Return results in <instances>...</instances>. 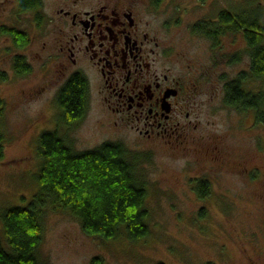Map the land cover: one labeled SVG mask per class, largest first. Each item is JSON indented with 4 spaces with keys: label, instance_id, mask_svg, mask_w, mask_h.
Returning <instances> with one entry per match:
<instances>
[{
    "label": "rangeland",
    "instance_id": "1",
    "mask_svg": "<svg viewBox=\"0 0 264 264\" xmlns=\"http://www.w3.org/2000/svg\"><path fill=\"white\" fill-rule=\"evenodd\" d=\"M145 1L150 19L160 25L162 35L175 50L173 66L192 65L188 77H200L199 100L204 108L202 129L215 123L216 128L231 134L227 166L231 170L228 173L236 172L240 158H257L255 149L249 145V136L261 133L264 137V126L255 123L252 113L244 114L224 102L225 83L235 78L237 71L250 68L247 42L243 37L235 43L225 39V50L232 52L240 48L243 52L240 59L244 62L232 64L225 56L219 60L222 65H214L205 40L193 34L192 29L202 16L215 17L222 8L236 4L240 9H247L249 2L253 11L258 10V20L264 25V0ZM59 3L60 0H43L38 11L21 12L17 0H0V73L7 76V80L0 81L4 104L0 115L4 150L0 162L2 240L3 211L12 206L27 205L37 192L39 135L44 130L57 128L68 136L75 151L94 149L109 141L126 146L129 154L134 156L135 175L148 188L146 207L150 213V233L139 241L127 238L125 231L113 241L104 240L84 231L72 214L61 208H49L38 252L46 264H91L95 256L102 258L105 264H252L253 258V264H264V253L258 254L256 262L255 249L244 238H239V232L249 235L256 231L262 249L264 184L261 181L244 187L241 178L229 174L221 178L220 205L215 203L207 207L192 190L195 183L191 178L201 171L200 163L192 160L199 159L200 152L187 155L171 151L164 145L140 146L145 144L137 141L136 133L117 128L93 93L91 105L81 121L68 128L59 125L61 117L56 93L64 78L61 80L53 63L48 61L57 42L53 16ZM8 27L21 35H15V39L12 33L2 32ZM21 38L28 42L26 46H18L15 42ZM44 43L48 44L46 50L42 48ZM20 54L30 64L31 71L27 75L20 76L14 69L13 58ZM261 82L249 80L247 87L252 91L259 90L263 86Z\"/></svg>",
    "mask_w": 264,
    "mask_h": 264
},
{
    "label": "flooded vegetation",
    "instance_id": "2",
    "mask_svg": "<svg viewBox=\"0 0 264 264\" xmlns=\"http://www.w3.org/2000/svg\"><path fill=\"white\" fill-rule=\"evenodd\" d=\"M59 4L53 16L57 42L48 61L53 63L61 80L64 78L63 82L74 73L86 78L90 85L89 107L93 93L116 127L136 133L137 141L145 145L138 144L144 148L164 145L187 155L199 151L200 158L192 162L200 163L201 171L191 178L195 183L192 190L197 193L198 186L204 187L203 201L207 207L220 205L221 178L229 174L241 178L244 187L257 181L264 184V137L261 133L250 135L249 145L255 149L257 158H240L237 171L228 173L231 172L227 166L231 134L216 128L215 123L202 129L200 77H188L192 65L173 66L175 50L165 40L160 25L150 19L146 1L60 0ZM247 9L252 16L250 2ZM242 12L245 9L236 4L222 8L215 17L202 16L195 22L194 28L202 24L211 30L212 34L200 36L211 50L214 65L225 56L232 64L244 62L240 59L243 56L240 48L234 53L228 52L224 43L225 39L235 43L242 37L246 42L241 29ZM226 13L231 20L223 19ZM47 45L44 43L42 48L46 50ZM239 238L255 249L253 255L258 262V254L264 253V242L262 249L258 245L261 244L257 241L258 233L239 232Z\"/></svg>",
    "mask_w": 264,
    "mask_h": 264
},
{
    "label": "trees",
    "instance_id": "3",
    "mask_svg": "<svg viewBox=\"0 0 264 264\" xmlns=\"http://www.w3.org/2000/svg\"><path fill=\"white\" fill-rule=\"evenodd\" d=\"M17 3L21 12L38 11L43 0H17ZM249 12L245 9L241 13V29L245 32L246 53L251 65L247 71L225 83L224 102L244 114L252 113L255 123L264 125V25L258 20V10H254L252 16ZM222 17L225 21L231 20L227 13ZM14 31L9 27L2 29L15 38L20 33ZM192 33L197 36L212 34L202 24ZM15 42L18 46L28 43L22 38ZM13 64L20 76L31 71L30 64L21 54L14 56ZM3 80H7V76L1 72L0 81ZM249 80L262 81L263 86L259 90H249ZM63 83L56 93V105L60 110L59 125L68 128L86 116L90 85L79 73H74ZM3 106L0 96V115ZM2 143L0 135V162L4 151ZM36 148L40 160L36 174L38 189L27 205H16L3 211L4 241L0 237V264H46L38 252L49 208H61L72 214L84 231L104 240L113 241L124 231L132 241L149 235L148 188L135 175L134 156L124 144L109 141L94 149L75 151L68 136L55 128L39 135ZM197 194L205 198L202 185L198 186ZM90 263L105 264L98 256Z\"/></svg>",
    "mask_w": 264,
    "mask_h": 264
}]
</instances>
